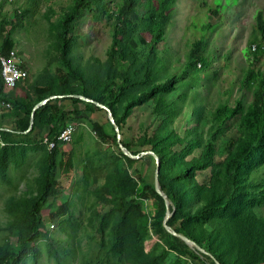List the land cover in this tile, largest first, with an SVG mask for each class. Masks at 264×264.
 <instances>
[{"label": "rangeland", "instance_id": "obj_1", "mask_svg": "<svg viewBox=\"0 0 264 264\" xmlns=\"http://www.w3.org/2000/svg\"><path fill=\"white\" fill-rule=\"evenodd\" d=\"M75 2L0 0V24L13 20L15 11L23 14V26L0 38L5 45L11 41L28 74L10 90L12 98L30 105L34 86L60 92L54 71L60 62V25ZM87 2L66 39L70 87L95 97L109 78L130 75L129 89L115 101L121 142L133 150L157 147L168 159L167 182L181 208L178 214L170 204L172 228L184 229L200 243L210 238L213 252L226 264H264V255H239L230 211L187 222L201 201L218 207L229 197L227 169L248 139L245 117L264 82V0H133L129 16L123 15V0ZM57 105L83 109L68 97ZM23 116H0V152L11 148L0 173V249L10 252L19 246L28 205L39 191L46 152L41 142L51 130L38 124L27 136L3 134L23 127ZM90 118L105 124L108 117L96 112ZM89 122L77 116L66 122L75 131L71 142L58 147L63 156L71 153L74 168L68 175L57 172L60 193L45 200L41 234L20 264H216L210 254L195 259L171 249L167 231L151 211L145 218L120 213L121 199L132 198L134 188L155 185L157 162L152 155L129 162L118 142H102ZM105 126L113 138V125ZM246 158L235 163L243 164L239 205L250 203L247 214L253 212L264 226V158ZM63 202L69 203L66 215L50 221V212Z\"/></svg>", "mask_w": 264, "mask_h": 264}, {"label": "trees", "instance_id": "obj_2", "mask_svg": "<svg viewBox=\"0 0 264 264\" xmlns=\"http://www.w3.org/2000/svg\"><path fill=\"white\" fill-rule=\"evenodd\" d=\"M123 15L129 16L132 13V6H133V0H123ZM89 3L87 0H76L74 7L71 11L65 14L63 20L61 21V42L59 46V57L60 62L55 67V75L60 83V92L55 93L49 90L48 87L43 86H34V94L35 99L34 101L29 105L24 102H20L17 99H14L10 96L9 91L5 90L4 85V79L2 77V70L0 65V103H7L9 104V107L7 106H0V116L8 115L12 117L19 118L21 115H24V122L23 127L18 128V130H8L3 132L5 135H11V134H19L22 136L29 135L28 133L31 132V130H34L38 124L42 125H51V130L49 131V134L47 135V138L49 141L56 142V137L62 130V128L67 124L66 122L71 119L72 116L77 117H85L86 120L90 121L89 123L92 124V129H94L95 133L98 135L99 139L107 143L110 139L117 141V134L115 131V127L112 126L111 122L107 118V122L109 125L113 127V138H110V134L106 130V123L101 124L99 122H95L90 120L91 115L96 112H102L107 115V112L103 109H100L93 103L85 102L80 99L74 98V97H68V95H82L94 102L100 103L108 108L111 109L113 116L115 118V122L118 125L119 128L120 122L115 112V101H117L130 87L132 83V78L130 75H125L123 77L114 76L112 78H109L107 81V87H104L102 89V92L99 96H92L88 92H80L77 88H71L68 84L67 80V73L64 71V69L68 66V62L66 60L67 55V36L69 33L70 25L71 23L76 20L77 16L81 15L88 9ZM261 15V14H260ZM23 14L21 12L15 11L14 19L11 20L9 23H1L0 24V38H5L6 33L10 31L11 29L15 28L17 25L23 26ZM164 20H166V17H164ZM262 21V18H261ZM263 22V21H262ZM158 42V37L153 38L151 40V45H155ZM1 43V42H0ZM5 53H9V51L13 48L11 41L8 39L7 44H3ZM200 47V45H199ZM260 51V49H259ZM256 52L254 54L255 58L259 56L260 52ZM197 55V52L195 53ZM194 55V58H195ZM25 66H23L24 68ZM27 79V78H26ZM25 80L20 81L17 83V85L14 87L16 88L18 85L24 83ZM13 88V89H14ZM64 96L61 99H55L54 102L52 100L46 102L43 106L38 108L34 112V123L32 129L27 132L23 133L27 128L29 124V118L32 111V108L35 104L39 103L40 101L50 97V96ZM105 98H102V97ZM65 97H68V99L72 100V102L75 103H81L83 104V109L81 110H64L63 108H60V106L57 105V102H60ZM226 109V108H224ZM108 117V115H107ZM22 118V117H21ZM19 118V120H21ZM245 122L248 126V139H245V143H242L237 153L235 154L232 163L230 166H228L227 173H226V183H227V192L229 194V197L227 201L224 204H221V206L215 207V206H206L207 201H201L200 205L197 208H193V210L187 215L188 221L196 220V219H204V218H211L213 216H219L221 213L228 214V212H231V215L234 217V227L236 234L238 235V239L240 244L238 245V253L240 256H245L246 259L251 257L253 259L258 258L262 255H264V226L260 224L254 214L249 213L250 209L252 208V205L249 203L248 205L243 206L239 205V201L243 200L241 197H239V189H240V180H241V170L242 165L237 164L236 160L239 157H247L246 161L251 160L255 157H258L260 159L264 158V82L262 86L260 87V90L257 92L255 100L253 102V106L250 110H248L247 116L245 117ZM43 143V142H41ZM122 144L128 148L134 155H138L143 151L146 150H133L129 143H126L122 141ZM60 144L56 143L55 147L51 150H48L45 144L43 143V146L46 149L45 156H44V167L42 170V177H41V183L39 187V191L36 194V196L30 201L27 213L24 221V230L21 233L19 246L14 251H8L5 249H0V264H20L23 257L27 255L28 253H31L34 251V249L31 248V244L36 241V239L41 234V222L43 219L41 208L45 202V200L49 197H56L60 191L58 187H56V175L57 172L61 175H68L73 171L74 168V160H72L71 153H67L66 156H63V154L59 150ZM231 148V142L226 147V150ZM25 149V148H23ZM11 148L5 147L0 152V173H5V168L8 161V155ZM153 151L157 156L160 157V172H159V183L161 186L162 191L165 193L167 198L170 202L174 205L175 209L177 210V213L179 214L181 212V208L178 204L179 198L178 193L174 189V186H171L167 182L166 177V167H167V161L168 159H165V156L158 150L157 147H155ZM260 152H263L260 154ZM121 155L127 159L129 162H135L136 160H133L126 155H124L121 152ZM150 158L149 155L143 156L141 159L145 160ZM191 195H195L196 197L199 195L201 197L200 193H195V191H191ZM211 193H215L214 190H211ZM133 197L130 199H127V197H124L120 201L119 205V211L124 216H128L131 212L136 215L138 218H145L146 215L151 211L152 216L156 218L158 223L160 225L164 224V220L166 218V205L165 200L162 196H160L156 189L154 184H147L144 183V185L134 188V192L132 193ZM151 199H154L155 202H149ZM238 203L234 211H231V207ZM69 203L63 202L58 209L50 212L49 219L50 221H53L54 219L66 215L68 212ZM171 213L173 212V209L170 208ZM150 212V213H151ZM176 222L175 217H172L168 221V226L178 235H181L185 238H187L189 241H193L196 243L200 248H202L209 256L211 255V258L213 260H216L220 264H226L224 263L212 250V243H210V238H203V243H200L195 237L190 235L188 232H186L184 229H174L172 228L174 223ZM135 238L140 241L141 237L138 233H136ZM168 238V246L176 251L183 252L184 254L195 258L200 259V256L202 253L198 252L194 248H190L188 245H186L184 242L179 240L178 238H175L169 234H167ZM205 256V255H203ZM210 257V256H209ZM260 264V263H257Z\"/></svg>", "mask_w": 264, "mask_h": 264}, {"label": "water", "instance_id": "obj_3", "mask_svg": "<svg viewBox=\"0 0 264 264\" xmlns=\"http://www.w3.org/2000/svg\"><path fill=\"white\" fill-rule=\"evenodd\" d=\"M64 96H50V98H47V99H44L42 101H40L39 103L35 104L34 107L32 108V111H31V114H30V118H29V124H28V128L23 132V133H27L29 132L32 127H33V123H34V112L39 108L41 107L42 105H44L48 100L50 99H55V98H62ZM68 97H74V98H77V99H80L82 101H85V102H89V103H93L95 104L97 107H99L100 109H103L107 112V115H108V118H109V121L111 122V124L115 127V131H116V134H117V142L119 144V147L122 151V153L124 155H126L127 157L131 158V159H140L142 158L143 156L145 155H152L154 156L156 162H157V168H156V174H155V189L157 191V193L162 196L165 200V205H166V218L164 220V228L165 230L167 231V233L175 238H178L179 240H181L182 242H184L186 245H188L190 248H194L196 249L198 252L202 253L203 255H208L202 248H200L196 243H194L193 241H189L187 238L181 236V235H178L176 234L169 226H168V221L171 219V211H170V204L171 202L169 201V199L167 198V196L165 195V193L162 191L161 189V186H160V183H159V172H160V163H159V159H158V156L153 152V151H146V152H141L140 154L138 155H134L128 148H126L122 142H121V133H120V128L118 127V125L116 124L115 122V118L113 116V113L111 111L110 108L100 104V103H97V102H94L82 95H68ZM211 257V256H210ZM213 258V257H212ZM214 259V258H213ZM216 264H220L219 262H217L216 260H214Z\"/></svg>", "mask_w": 264, "mask_h": 264}, {"label": "built area", "instance_id": "obj_4", "mask_svg": "<svg viewBox=\"0 0 264 264\" xmlns=\"http://www.w3.org/2000/svg\"><path fill=\"white\" fill-rule=\"evenodd\" d=\"M0 65L4 85L8 90L13 89L18 82L25 80L28 76L27 70L25 67L23 68V66H25L24 62L21 57L18 56V52L15 48H12L9 53H5L2 43H0ZM3 105L9 107L7 103H3ZM74 131V125L72 123H67L56 137V142L49 141L47 137L44 138L42 142L48 150H51L55 147L56 143L62 145L71 142Z\"/></svg>", "mask_w": 264, "mask_h": 264}, {"label": "crops", "instance_id": "obj_5", "mask_svg": "<svg viewBox=\"0 0 264 264\" xmlns=\"http://www.w3.org/2000/svg\"><path fill=\"white\" fill-rule=\"evenodd\" d=\"M24 65H25V63H24ZM26 66V65H25Z\"/></svg>", "mask_w": 264, "mask_h": 264}]
</instances>
